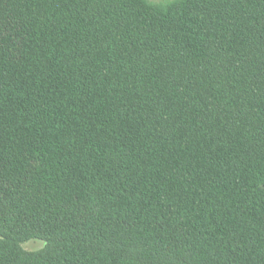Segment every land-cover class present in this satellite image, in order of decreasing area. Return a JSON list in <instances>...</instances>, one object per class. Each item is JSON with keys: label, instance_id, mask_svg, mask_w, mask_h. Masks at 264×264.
Returning <instances> with one entry per match:
<instances>
[{"label": "trees", "instance_id": "trees-1", "mask_svg": "<svg viewBox=\"0 0 264 264\" xmlns=\"http://www.w3.org/2000/svg\"><path fill=\"white\" fill-rule=\"evenodd\" d=\"M0 264H264V0H0Z\"/></svg>", "mask_w": 264, "mask_h": 264}, {"label": "rangeland", "instance_id": "rangeland-1", "mask_svg": "<svg viewBox=\"0 0 264 264\" xmlns=\"http://www.w3.org/2000/svg\"><path fill=\"white\" fill-rule=\"evenodd\" d=\"M148 1L156 3V4H166V3L172 2L174 0H148ZM43 247H44V242H41L39 240H32V241L24 244V249L26 251H30V252L40 250Z\"/></svg>", "mask_w": 264, "mask_h": 264}]
</instances>
